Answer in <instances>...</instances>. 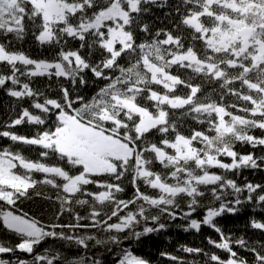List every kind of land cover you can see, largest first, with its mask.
Instances as JSON below:
<instances>
[{
	"label": "snow or ice",
	"instance_id": "6c2138e0",
	"mask_svg": "<svg viewBox=\"0 0 264 264\" xmlns=\"http://www.w3.org/2000/svg\"><path fill=\"white\" fill-rule=\"evenodd\" d=\"M245 172L264 173V0H0V264H152L133 244L204 226L192 259L159 256L264 264ZM241 211L243 235L219 226Z\"/></svg>",
	"mask_w": 264,
	"mask_h": 264
},
{
	"label": "trees",
	"instance_id": "16d2710c",
	"mask_svg": "<svg viewBox=\"0 0 264 264\" xmlns=\"http://www.w3.org/2000/svg\"><path fill=\"white\" fill-rule=\"evenodd\" d=\"M20 131H23V129H20ZM245 176L254 182L264 181V173L250 175L248 172H245ZM242 180L243 178H241V182ZM21 207L30 215L38 216L43 220L48 221L53 218V209L48 203L39 198L24 201ZM248 215V211H241L235 216L227 215L217 219L219 221V226L225 231L232 229L236 235H243L242 229ZM65 219L67 218L65 217ZM206 235H211L215 238V233L206 226L203 227L202 233H197L195 230L183 232L179 228L171 227L164 235H152L150 239H145L142 245L133 244L132 247L136 255L150 259L152 264H168L166 258L159 256L160 251H168L183 256L186 259H192V255L178 251L180 245L190 247L206 245V240L204 239ZM0 240L15 243V240L11 238V234H4L3 232H0Z\"/></svg>",
	"mask_w": 264,
	"mask_h": 264
}]
</instances>
